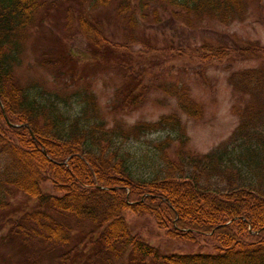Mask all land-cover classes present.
I'll return each mask as SVG.
<instances>
[{"label":"trees","instance_id":"16d2710c","mask_svg":"<svg viewBox=\"0 0 264 264\" xmlns=\"http://www.w3.org/2000/svg\"><path fill=\"white\" fill-rule=\"evenodd\" d=\"M75 1L0 0V219L8 237L32 252L26 263L42 264L46 254L56 264H264V62L230 75L239 125L205 155L187 150L178 114L110 126L84 75V67L116 57L121 70L132 74L124 73L111 114L137 110L149 93L160 92L188 118L200 119L204 109L188 85L152 80L153 74L128 66L139 22L149 12L156 22L164 13L191 29L206 22L231 25L264 0ZM61 4H69L65 30L77 22L87 42L80 67L60 48L44 60L48 69L59 70L52 86L23 85L18 72L33 34ZM114 5L126 23L121 43L110 40L96 15ZM261 56L264 48L234 36L231 44L205 42L190 55L204 67ZM160 132L176 139L157 143L152 156L139 157L127 147ZM18 194L29 199L23 209L14 203ZM128 216L154 222L170 240L211 251L165 254L133 233Z\"/></svg>","mask_w":264,"mask_h":264},{"label":"rangeland","instance_id":"374dc122","mask_svg":"<svg viewBox=\"0 0 264 264\" xmlns=\"http://www.w3.org/2000/svg\"><path fill=\"white\" fill-rule=\"evenodd\" d=\"M75 4H81V1H75ZM67 6L69 4H61L52 10L46 21L33 34L18 72L23 85L33 81L51 85L59 70L48 69L44 60L47 54L52 56L60 48L62 52L67 54L70 52L73 65L81 62L80 59L87 50V42L79 32L77 22L74 29L65 30ZM86 7L92 12L89 4L86 3ZM115 7L116 5L110 9L100 10L96 15L98 14L107 26L110 40L121 43L124 41L126 23L117 18ZM147 16V19L139 22L136 29L138 42L130 47L133 55L129 56L132 60L129 61L128 66H133L136 74L141 71H145L149 76L153 74L152 80H172L188 85L193 99L204 109L203 116L200 119L188 118L179 110L175 99L160 92L149 93L145 105L137 110L111 114L112 103L119 89L125 85L124 73L132 74V70H121L119 67L121 61L116 57H109V61L99 67H84L86 81L92 85L103 115L110 126L117 121H124L129 125L137 122L153 123L164 115L178 114L181 116L189 139L187 150L197 155L213 153L230 138L239 125L238 117L233 114L236 96L228 81L230 75L233 72L258 68L264 62V56L235 61L226 60L204 67L205 65L203 66L199 60L193 62L190 55L200 49L205 42L214 45L231 44L233 36L243 42L258 44L264 48V1L251 4L246 19L231 25L206 22L191 29L183 25L182 20L174 21L164 13L158 22L149 12ZM147 45L150 46L149 49ZM181 48L185 49L187 54L184 51V54L180 55L178 52ZM189 48L192 50H187ZM172 49L174 52H171ZM77 67H80V64ZM69 68L75 70L73 67ZM168 137L176 139L173 133L160 132L147 135L140 141L130 142L127 147L139 157L152 156L156 152V144L164 142ZM177 146L178 143L174 141L169 150L171 155ZM14 203L17 208L23 209L29 203V199L18 194L14 198ZM127 219L134 234L137 233L151 244L158 246L165 254L211 251L203 244L193 245L168 239L156 224L148 219L134 216H128ZM5 224L6 221L0 219V264H27L25 258L32 252L21 249V241L18 238L8 237ZM42 258V264H56L52 255L43 254Z\"/></svg>","mask_w":264,"mask_h":264},{"label":"water","instance_id":"95a60500","mask_svg":"<svg viewBox=\"0 0 264 264\" xmlns=\"http://www.w3.org/2000/svg\"><path fill=\"white\" fill-rule=\"evenodd\" d=\"M7 119V118H6Z\"/></svg>","mask_w":264,"mask_h":264}]
</instances>
